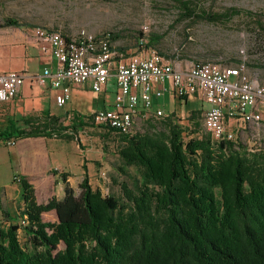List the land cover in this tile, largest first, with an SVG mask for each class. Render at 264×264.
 I'll list each match as a JSON object with an SVG mask.
<instances>
[{
  "label": "trees",
  "instance_id": "trees-1",
  "mask_svg": "<svg viewBox=\"0 0 264 264\" xmlns=\"http://www.w3.org/2000/svg\"><path fill=\"white\" fill-rule=\"evenodd\" d=\"M189 4L182 3L181 16L193 23L226 18ZM4 26L29 27L10 18ZM139 40L149 49L160 37ZM93 116L39 111L0 121V143L13 145L45 138L79 146V134L94 128L101 142L116 137L114 171L135 170L132 187L121 184L118 197L93 190L86 173L76 194L70 175L60 173L64 195L46 204H37L32 185L18 177L25 225L0 222V264H264V153L213 139L201 110L190 112L186 126L173 114L144 120L162 125L144 135L120 133ZM51 210L57 221L44 222Z\"/></svg>",
  "mask_w": 264,
  "mask_h": 264
},
{
  "label": "rangeland",
  "instance_id": "rangeland-1",
  "mask_svg": "<svg viewBox=\"0 0 264 264\" xmlns=\"http://www.w3.org/2000/svg\"><path fill=\"white\" fill-rule=\"evenodd\" d=\"M182 3H191L189 6L197 9L196 13L205 11L211 15H226V18L217 23H193L181 16ZM6 18L28 28L56 30L66 38H74L83 30L95 35L109 33L116 57L147 52V49L140 47L146 42H140L139 37L147 39L156 35L160 40L150 49L168 65L178 64L185 68L192 64L214 62L227 68L245 64L250 78L264 86V0H0V34L15 30V27L4 26ZM106 95L109 100L112 98L110 92ZM201 102L200 106L206 109V105ZM46 103L45 99L39 98L27 103V106L43 108ZM66 109V106L55 107L52 114L63 116ZM167 110L173 112V102ZM184 111L186 108L182 102ZM5 120L7 124V119L1 121ZM225 121L235 134L234 142L240 145L239 149L249 153H264V120L258 126L242 124L234 119ZM175 122L187 125L182 118L176 117ZM4 128L5 125L0 126L1 130ZM161 129V121L146 122L138 118L131 131L134 135H144ZM79 137V146L55 139H41L46 145L42 147V152L48 155L49 160L41 155L47 169L44 177L32 172L37 204H46L52 197H63L60 173L70 175L67 180L76 194L79 193L78 185L84 173L88 175L92 189L103 196H120L121 184L132 187L134 168L125 169L126 175L113 169L118 160L115 136L101 142L97 131L89 128L81 132ZM31 139V142L37 141ZM5 145L8 142L0 143V187L7 178L13 183L15 177L21 178L9 169L10 151ZM20 146L23 147V144ZM55 154L60 158V164L53 163ZM64 159L67 167L63 166ZM81 165L85 166V171ZM42 220L55 223V212L51 210L43 213ZM21 235L23 242L24 237Z\"/></svg>",
  "mask_w": 264,
  "mask_h": 264
},
{
  "label": "built area",
  "instance_id": "built-area-1",
  "mask_svg": "<svg viewBox=\"0 0 264 264\" xmlns=\"http://www.w3.org/2000/svg\"><path fill=\"white\" fill-rule=\"evenodd\" d=\"M34 34L41 51L49 52L57 67L55 71L44 68L33 79L40 86L48 84L54 90L57 108L70 100L73 85L89 83L92 92L101 93L113 72L114 104L109 109L97 110L93 119H108L121 125L124 134L129 133L137 117L147 120L165 116L162 111L150 113L151 96H161L168 90L162 87L153 91L154 84L158 83L168 84L180 99L197 96L208 104L204 128L213 139L223 142L235 139L226 119L253 126L263 122L264 86L250 78L245 64L226 68L218 63L202 62L183 68L166 64L150 48L117 60L109 33L95 35L83 30L74 38H66L59 31L35 27ZM26 79L27 75L22 72H0V104L12 101Z\"/></svg>",
  "mask_w": 264,
  "mask_h": 264
},
{
  "label": "crops",
  "instance_id": "crops-1",
  "mask_svg": "<svg viewBox=\"0 0 264 264\" xmlns=\"http://www.w3.org/2000/svg\"><path fill=\"white\" fill-rule=\"evenodd\" d=\"M34 28H15V30L11 32L0 34V72L16 71L27 75V79L18 95L7 104H0V121L3 119L17 121L16 118L19 120L21 117L32 112L50 111L53 113L56 107L54 103V90L51 89L48 84L40 86L33 79V77L41 73L44 68H50L52 71H55L57 67L56 60L50 56L49 52L43 53L41 51L40 45L34 34ZM122 58L127 57L122 56L116 59L119 60ZM162 87H167L168 90L163 92L161 96H156L155 94L151 96L152 106L150 113L162 111L165 116L173 114L175 117L186 119L190 112L196 110H201L202 116H204L205 111L209 107L206 102L202 101L197 96L178 98L175 93L169 89L168 84H154L153 91L160 90ZM108 92L112 94L110 100L106 95ZM115 93L116 79L113 72H111L105 89L101 93L92 92L89 83L71 86L70 100L65 105L67 108L66 110L76 111L86 116L92 115L97 110L111 108L114 104ZM39 98L47 101L46 106H43V108L41 106L40 108H29L27 106V103L37 99L39 100ZM172 102L174 110L173 112H169L170 110H167V108L170 109ZM182 102L183 105H185L186 112H182ZM200 102L206 105V109L200 106ZM261 111L262 119L264 120V108H261ZM138 118L140 117L136 119ZM228 120L230 121V119ZM94 122L96 123L95 120ZM33 139L37 141L31 142V138L22 139L16 142L15 147L9 148L10 155L8 164L10 171L12 169L16 174H19L21 178L26 179L29 184L32 185L33 189H36L31 179L32 172L44 177L43 174L47 169L45 170V163H42L43 158L41 155H44L46 160H49V157L45 152H42V147L45 148L46 146L45 142H43V140L41 141L42 138ZM21 144H23V147L20 146ZM53 148L56 149V147ZM60 161V158L55 154L53 163L60 164ZM66 164L64 159L63 166L67 167L68 165ZM18 181V177H15V183L10 182L9 178H7L2 187H0L1 223L9 224L12 222L19 223L20 225L21 219H19L18 216L24 208V203L20 198ZM4 214H7L10 219L5 217ZM19 232H21L22 235L21 233L20 235L24 237L23 232L21 230Z\"/></svg>",
  "mask_w": 264,
  "mask_h": 264
},
{
  "label": "bare ground",
  "instance_id": "bare-ground-1",
  "mask_svg": "<svg viewBox=\"0 0 264 264\" xmlns=\"http://www.w3.org/2000/svg\"><path fill=\"white\" fill-rule=\"evenodd\" d=\"M95 121H96L97 124L108 123L109 126L117 129L118 132L124 133V129H123V127H121V125H116L114 122H111L108 119H95ZM8 145H13V142L12 141L8 142ZM22 224H23V226L25 225V221L24 220H21V222H20V226L21 227H22Z\"/></svg>",
  "mask_w": 264,
  "mask_h": 264
},
{
  "label": "water",
  "instance_id": "water-1",
  "mask_svg": "<svg viewBox=\"0 0 264 264\" xmlns=\"http://www.w3.org/2000/svg\"><path fill=\"white\" fill-rule=\"evenodd\" d=\"M57 217V216H56Z\"/></svg>",
  "mask_w": 264,
  "mask_h": 264
}]
</instances>
